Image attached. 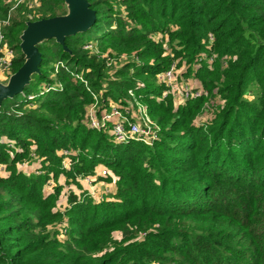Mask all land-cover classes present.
Masks as SVG:
<instances>
[{
    "label": "trees",
    "instance_id": "trees-1",
    "mask_svg": "<svg viewBox=\"0 0 264 264\" xmlns=\"http://www.w3.org/2000/svg\"><path fill=\"white\" fill-rule=\"evenodd\" d=\"M88 2L96 21L64 44L42 40L39 71L0 102V264H264V0ZM11 7L0 0V20ZM69 12L65 0L14 9L4 26L13 74L27 59L28 23ZM89 43L140 61L109 73ZM176 61L208 95L180 104L163 96L157 75ZM129 89L161 126L151 146L117 143L84 123L94 93L107 107ZM32 152L40 173L18 168ZM103 168L111 196L71 189L60 207L61 176L80 186L79 176Z\"/></svg>",
    "mask_w": 264,
    "mask_h": 264
},
{
    "label": "built area",
    "instance_id": "built-area-1",
    "mask_svg": "<svg viewBox=\"0 0 264 264\" xmlns=\"http://www.w3.org/2000/svg\"><path fill=\"white\" fill-rule=\"evenodd\" d=\"M9 1L12 2V0ZM22 1L24 0H14V5L8 12L7 17L0 20V67L2 68L13 64L12 58L15 52L6 42L4 26L10 24L13 10ZM37 4L38 0H30L31 6ZM157 40H160L158 36ZM209 40H214V35L212 33L209 34ZM92 46L93 43H89L85 48L91 49ZM202 59L203 57H201L200 60ZM210 59L212 61L214 56ZM177 73H179L177 63L174 62L168 70L157 75L160 82L165 86L163 91L164 97L172 95L180 104L189 99L208 95V91L203 88L201 84H192L191 82H187V79L181 81L178 79L179 75ZM142 86H145V83L138 81L137 88ZM128 92V98L132 99V103L127 104L128 99H126V103L111 102L107 107L102 106L100 96L98 97V95L94 93L95 102L90 104L86 109L84 122L89 128L108 132L117 143H128L135 140L141 141L147 145H153L159 138L161 127L151 117L149 108L142 101L141 95H138L135 89H129ZM30 98H33V96H30ZM60 154L65 155L64 164L68 167L71 161L69 158L70 152L64 150L61 151ZM108 174L109 171L107 168H103L99 172L100 176H107ZM86 180L92 183L89 177H87ZM98 200H103V198H99Z\"/></svg>",
    "mask_w": 264,
    "mask_h": 264
},
{
    "label": "water",
    "instance_id": "water-1",
    "mask_svg": "<svg viewBox=\"0 0 264 264\" xmlns=\"http://www.w3.org/2000/svg\"><path fill=\"white\" fill-rule=\"evenodd\" d=\"M70 7L67 15L45 18L28 23L22 35L21 47L27 56L25 63L12 75L8 84L0 83V102L22 92L31 80L32 74L39 71L42 60L38 44L47 38H56L65 43L68 35L88 29L97 18L96 11L90 7L88 0H65Z\"/></svg>",
    "mask_w": 264,
    "mask_h": 264
},
{
    "label": "rangeland",
    "instance_id": "rangeland-1",
    "mask_svg": "<svg viewBox=\"0 0 264 264\" xmlns=\"http://www.w3.org/2000/svg\"><path fill=\"white\" fill-rule=\"evenodd\" d=\"M11 4H12V6L14 5V0L11 2ZM34 6H36V5H34ZM13 12H14V10H13ZM13 12H12V14H13ZM97 36H98V33H93L92 36L89 37V39L95 40L97 38ZM162 36H164V34L158 35V37L160 38V40H162ZM164 45H165V48H166L167 52H171L170 51L171 50L170 45L167 44L166 42L164 43ZM89 50L92 53H94L96 55H100L101 57L105 58L107 70H108L109 73H112V72L116 71L117 69L123 68L124 65H126L128 63L135 62V61H138V62L140 61L139 59H137L138 57H137L136 54H133V55H128V54H125V53L118 54V53H116L113 50L110 51L111 49H108L107 51H103V50H101V48L99 46H97V45L94 46V44L91 47V49L89 48ZM15 56H16V53L14 52V55H13V58H12L13 60H14ZM198 61L200 62V58L198 59ZM184 62H186V61L184 60ZM176 63H177V61H176ZM184 66H182V67H178L177 66L178 71H179V73H177L179 75L178 76V79L181 80V81H183V79L184 80L187 79L188 80L187 82H191L192 84H195V85L200 84V83H198L199 81H197V79L194 78L193 76L182 77L183 75L181 73L183 72V70L185 68ZM12 67H13V64L10 65V66H6L4 68L0 67V72H1V75H0V83L8 84V82L10 81V78L12 77V75H14L12 73ZM194 67H196V66L194 65ZM157 79H158V82L161 83L160 82V79L158 77H157ZM139 81L144 82L143 80H140V79H139ZM39 89H40V87L35 88L34 92L38 91ZM18 97L19 98H22V95L17 96V98ZM210 101H213V103L214 104H217V105H219V104L222 103L221 99H219V98L211 99ZM94 102H95V98H94ZM94 102H92V103H94ZM132 102H133L132 99L131 98H128L127 104L132 103ZM92 103H90V104H92ZM90 104H87L86 105L85 112H86V109L90 106ZM210 104H211V102H208V105H210ZM210 111H212V108H211V110L209 108V110H206V111L202 112L198 116L197 122L200 123L201 122V118H203V117L207 116L208 114H210ZM153 120L157 123V121L154 118H153ZM149 146H151V145H149ZM32 158H33L32 160L19 163L18 164V168L19 169H22L23 172H25V173H30V174L31 173H40L41 168H39V165H40L39 164V160L36 157V155H35L34 152H32ZM65 158H64V160H65ZM69 158H70V156H69ZM100 171L101 170H99V172ZM0 172H2L3 174L6 173V171L4 170V168L2 166H0ZM99 172H97L96 174H93V175L87 174V175H81V176H79L78 181L80 182V186L75 185V184H72V183H71L72 185H66L65 184L66 178L64 176H61L60 183L61 184H64V189L62 191L61 198L59 199V202H58V204L60 205V207L63 208L64 205L66 204L67 199H68V193H69V191L71 189H74V191L79 192L80 194H85V195H88V196H93L96 200H98L99 198L105 199V197L111 196L112 190L114 188V184L111 183V182H108V181H106L104 179H102L100 177V175H99ZM87 177H89L92 180V183H89L86 180ZM56 185H57V182L52 179V180H50L49 187H47V189L48 190H53ZM62 225L67 227L68 221L65 219L63 221ZM118 235L119 234L116 233V236H118ZM62 236H63L62 238H65L66 237L65 228H64V233L62 234Z\"/></svg>",
    "mask_w": 264,
    "mask_h": 264
}]
</instances>
